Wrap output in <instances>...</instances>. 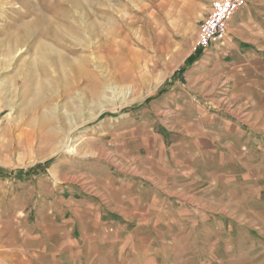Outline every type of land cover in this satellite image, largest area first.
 Wrapping results in <instances>:
<instances>
[{
  "label": "rangeland",
  "instance_id": "obj_1",
  "mask_svg": "<svg viewBox=\"0 0 264 264\" xmlns=\"http://www.w3.org/2000/svg\"><path fill=\"white\" fill-rule=\"evenodd\" d=\"M70 1L0 0V264L123 259L131 224L97 241L70 224L69 209L81 219L93 212L85 181L128 170L138 143L144 174L179 186L187 180L169 178V156L187 158L177 149L198 135L214 140L201 147L200 162L187 161L188 182L206 189L196 200L198 224L181 202L159 231L171 239L156 241L157 255L168 264H264V92L241 86L247 70L231 63L229 34L199 54L200 67L195 62L198 25L212 0H77L72 9ZM52 9L81 17L82 27L91 26L92 13L101 35L84 43L61 28L68 36L44 39L60 61L41 60L43 49L25 32L37 33L45 26L34 23L37 15ZM39 163H46L39 173L16 174ZM180 230L196 239L183 240Z\"/></svg>",
  "mask_w": 264,
  "mask_h": 264
},
{
  "label": "crops",
  "instance_id": "obj_2",
  "mask_svg": "<svg viewBox=\"0 0 264 264\" xmlns=\"http://www.w3.org/2000/svg\"><path fill=\"white\" fill-rule=\"evenodd\" d=\"M227 34H229L227 49H229L232 57L231 63L235 64L236 68L243 66L247 70L245 75L247 79L241 82V86L254 89L258 95H261L264 92V0H246L245 5L236 10L230 17ZM216 44H213L209 49H212ZM200 60V55L196 61L194 60L198 67H200ZM202 62L206 61L202 60ZM200 78L202 81L204 80L203 71L200 73ZM157 141L163 144L162 141L158 139ZM204 141L199 135L184 140L182 147H179L177 152H184L183 156L187 158H182L180 162L174 161V157L169 156L173 163V172H175V174L170 173L169 178L175 180L182 177V179L187 180L186 183H181L175 187H170V184L165 182L167 180L160 176H153L152 173L150 175L144 174L141 170L140 161L141 144L134 143L132 148L134 154L130 158L131 168L129 166L128 170H106L103 174H97L96 177H91L85 181L86 187L93 196L91 206L94 214L92 212L90 216L81 219L78 216L73 217L74 212L69 209L70 224L76 225L80 233L89 230L92 241L102 239L101 234L110 237L123 235L124 233L121 231L124 230L125 225L131 224V233H127L128 239H132L127 241L128 246L131 247L127 252L130 256L124 255L122 259L118 253L108 260L111 261L110 264H168L165 261L163 263L157 255L156 241L171 239V232L159 233V231L162 225L173 222L174 210L181 206V202L190 207V210L185 209L191 214V217H194L191 221L198 224L195 214L200 213V203L196 200L200 199V190L206 189L193 187L196 186L195 183L190 184L188 182L190 175L192 176L190 171L192 166L187 161L197 160L200 162L201 147L203 148L205 144L208 147L214 146V140L208 139L205 143ZM155 161L154 164L157 167L165 170V167H161L164 163ZM178 168L179 170L180 168L185 169L176 172ZM143 179L148 180V186L142 185ZM78 180L77 178L76 181ZM79 186L82 187V185ZM98 205L102 208L101 211L98 210ZM215 213L214 215L219 219L226 218L224 217L226 214H222L219 210ZM177 220L178 218L175 221ZM107 224L112 225V233L101 232L104 225ZM180 232L178 235L186 233L181 235L183 240L196 239L190 231L180 230ZM144 240L149 241L148 245L144 244ZM186 251L190 257L198 258L200 256L196 250L189 252L188 247H186ZM194 264H200V258L199 262Z\"/></svg>",
  "mask_w": 264,
  "mask_h": 264
},
{
  "label": "bare ground",
  "instance_id": "obj_3",
  "mask_svg": "<svg viewBox=\"0 0 264 264\" xmlns=\"http://www.w3.org/2000/svg\"><path fill=\"white\" fill-rule=\"evenodd\" d=\"M71 1H72V3L71 4L69 3L71 5V9L74 6H79L81 4V3L79 4V1H77V0H71ZM72 12H74V11H71V13ZM85 14H87V13H85ZM73 15L70 13L69 14L67 13V15L64 13H60V12L58 13L57 10L52 9L50 12L48 11L47 13L37 15V18L35 19L36 21L34 23L45 24V26H42L39 28V31L37 33L31 32L32 30H26L25 33L27 34V36L29 38L31 37V41H37V43H38L37 46H39L43 49V51L41 50L38 52L39 57L42 58L41 60H44V59L46 60V59L52 58L53 60L57 59L58 61H60V59H61V55H60L61 52L58 50L56 51V50L52 49L49 45L50 43H47V42H45L46 40H44V39H49L50 37L48 35H50V34H52L53 36H56V35L60 36V35H62V32H63L65 34L63 36H68V34H70L76 38H84L85 39L84 43H87L88 41H91L95 37L101 35L102 25L95 18L96 17L95 15H92V13L88 14L89 18H92V20H91L92 24H91V26L87 25L85 27L78 26L76 24V21L81 19V17H78L76 20L75 18L72 17ZM68 16H70L71 18H69ZM61 28H65V30L68 32V34L66 33V31L61 30ZM40 39H42V40H40ZM99 46H101V45H99ZM71 61L74 62L73 59ZM81 61H82L81 59L77 61L78 64L75 65L76 71L80 70V68H81L80 64L82 63ZM36 88H37L38 92L40 93V91L42 89V84L37 82ZM38 102H39V100H38ZM45 128H46V125H45Z\"/></svg>",
  "mask_w": 264,
  "mask_h": 264
},
{
  "label": "built area",
  "instance_id": "obj_4",
  "mask_svg": "<svg viewBox=\"0 0 264 264\" xmlns=\"http://www.w3.org/2000/svg\"><path fill=\"white\" fill-rule=\"evenodd\" d=\"M246 0H212L211 12L198 25L196 46L204 52L221 43L227 35V23L232 14L244 6Z\"/></svg>",
  "mask_w": 264,
  "mask_h": 264
},
{
  "label": "trees",
  "instance_id": "obj_5",
  "mask_svg": "<svg viewBox=\"0 0 264 264\" xmlns=\"http://www.w3.org/2000/svg\"><path fill=\"white\" fill-rule=\"evenodd\" d=\"M200 53H201L200 50L197 51V52H195V54H197V55H199ZM188 58H191V56L188 57ZM45 167H46V163H43V164L39 163V164H36V165L28 168L27 170H18L16 172V174L18 176H24V177L28 178L31 175L35 174V173H39L40 171H42L43 169H45Z\"/></svg>",
  "mask_w": 264,
  "mask_h": 264
}]
</instances>
